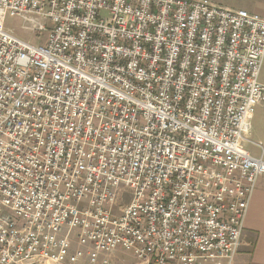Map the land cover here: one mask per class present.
Instances as JSON below:
<instances>
[{
  "label": "built area",
  "instance_id": "2783aa9c",
  "mask_svg": "<svg viewBox=\"0 0 264 264\" xmlns=\"http://www.w3.org/2000/svg\"><path fill=\"white\" fill-rule=\"evenodd\" d=\"M263 64L264 17L209 0H0V264H232Z\"/></svg>",
  "mask_w": 264,
  "mask_h": 264
},
{
  "label": "crops",
  "instance_id": "0c3cea01",
  "mask_svg": "<svg viewBox=\"0 0 264 264\" xmlns=\"http://www.w3.org/2000/svg\"><path fill=\"white\" fill-rule=\"evenodd\" d=\"M231 10H245L264 17V0H209ZM260 82L264 85V64ZM248 152L264 161V104L259 106L253 118ZM76 246H74V249ZM79 264H88V258ZM232 264H264V178H260L253 195L242 234V246Z\"/></svg>",
  "mask_w": 264,
  "mask_h": 264
},
{
  "label": "rangeland",
  "instance_id": "374dc122",
  "mask_svg": "<svg viewBox=\"0 0 264 264\" xmlns=\"http://www.w3.org/2000/svg\"><path fill=\"white\" fill-rule=\"evenodd\" d=\"M6 26L16 36H18L19 38H21L27 42H30L31 44L46 45V43H47L49 34H44L42 37H39L38 35L33 34L30 31H27L24 28L23 20L20 17L8 16L7 20H6ZM251 129H252V125H251ZM251 129H250V132H251ZM249 138H250V136H249ZM128 202H129V200H126V202L121 203V204L123 205V204H126ZM100 257H102V256H100ZM108 259L111 260L112 264H145V262H143L142 260L135 258L133 255L129 254L128 252H126L122 249H118L117 251L110 253L108 255ZM204 264H214V263L207 262Z\"/></svg>",
  "mask_w": 264,
  "mask_h": 264
}]
</instances>
